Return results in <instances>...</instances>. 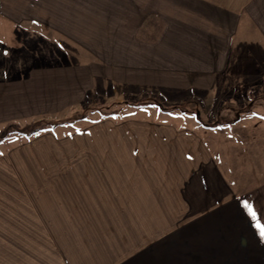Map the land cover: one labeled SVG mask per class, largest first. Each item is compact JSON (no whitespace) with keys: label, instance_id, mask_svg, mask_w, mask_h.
<instances>
[{"label":"crops","instance_id":"1","mask_svg":"<svg viewBox=\"0 0 264 264\" xmlns=\"http://www.w3.org/2000/svg\"><path fill=\"white\" fill-rule=\"evenodd\" d=\"M36 38L82 53L14 56ZM232 78L264 81V0H0V129L66 113L100 82L196 98ZM130 108L0 151V264H264L262 136L254 171L240 157L233 172L202 132L217 128Z\"/></svg>","mask_w":264,"mask_h":264},{"label":"rangeland","instance_id":"2","mask_svg":"<svg viewBox=\"0 0 264 264\" xmlns=\"http://www.w3.org/2000/svg\"><path fill=\"white\" fill-rule=\"evenodd\" d=\"M25 42V47L28 50L23 51V55L15 51L13 52L15 53L14 56L27 60H32L34 58L36 60L33 61L36 63L44 61L45 57L48 58V61L53 62V64L60 63L65 61L64 59L67 57V52L68 57L76 55L77 53H82L75 48V45L69 43L70 41L67 42L58 39L57 41H53L54 43L49 44V41L36 38L34 40H26ZM68 61L71 60L68 58ZM235 77L234 75L233 78ZM100 85L99 89H94L95 93L85 97L81 105L70 108L66 113L54 116H40L34 119L28 118L24 121L10 120L5 122L0 129V134L1 131L6 128V132H9L10 135L6 136V140L0 141V151L6 154L14 145L23 143V141H25L24 137L14 130L29 127L31 124L43 125L45 127L43 131H47L56 126V124L65 122L74 123L92 119L93 112L97 110L103 112L104 115L110 112L113 113V115L117 113L120 117L123 115V112L127 110L130 111V107H140L144 105H154L157 107L156 102H159L163 104L164 108L167 109L164 110L168 113L177 111L175 113L178 114L179 112L182 115L181 118L184 120L186 119L184 122L194 125L206 123L204 126L207 128H217L214 129L213 132H204V130L202 132L204 134L207 133V140H212V142H210L213 145L214 154H216L218 159H220L221 154L225 157L227 156V161L224 163L229 166V170L233 172H236L238 169L237 165L240 157L242 163H239L241 164L239 171L241 173L254 171L253 167L257 165V163L253 161L252 153L258 148V143L256 142L257 144L253 147L252 144L257 140H253L252 138L260 134L262 137L258 138H261V171L263 170L264 81L257 80L242 86V84L237 83L235 79L230 81L223 79V81L215 83L216 87L213 92L210 93L211 95L207 91H196L194 94L197 93L200 96L196 98L191 97L192 95H187V91L176 94L157 87H126L121 84L109 85V83L106 82H100ZM165 93L173 96L166 98L167 96L165 97L163 95ZM167 99L177 100V102L170 103ZM255 111L260 113L258 114ZM156 113H159L158 110ZM152 116L153 115L149 117ZM184 116L186 118H184ZM221 123L224 125L218 127ZM12 143L13 145H11ZM241 168H243V170H241ZM260 205L264 207L262 202H260Z\"/></svg>","mask_w":264,"mask_h":264},{"label":"trees","instance_id":"3","mask_svg":"<svg viewBox=\"0 0 264 264\" xmlns=\"http://www.w3.org/2000/svg\"><path fill=\"white\" fill-rule=\"evenodd\" d=\"M156 105L159 107V108H161L162 110H167L166 108H164V106H163V104H160L159 102H156ZM83 118V117H82ZM50 125V124H49ZM56 125H58V124H56ZM10 126H12V125H10ZM9 126V127H10ZM8 127V128H9ZM45 127L42 125V126H40V125H38V124H31V125H29V127H26V128H23V129H18V130H14L16 133H18V134H20V135H22L23 137H24V140H26V139H28L31 135H33V134H36V133H39V132H42L43 131V129H44ZM6 129V128H5ZM3 130V131H1V134H0V141L1 140H6L7 138H6V136H8V135H10V133L9 132H6V130Z\"/></svg>","mask_w":264,"mask_h":264},{"label":"snow or ice","instance_id":"4","mask_svg":"<svg viewBox=\"0 0 264 264\" xmlns=\"http://www.w3.org/2000/svg\"><path fill=\"white\" fill-rule=\"evenodd\" d=\"M4 54L7 55L6 52ZM243 207L247 209L248 214L254 219L256 213L253 211L252 207L247 203H245ZM254 227L257 229L258 235L260 236L261 240H264V226H261L260 224L257 223L254 224Z\"/></svg>","mask_w":264,"mask_h":264},{"label":"water","instance_id":"5","mask_svg":"<svg viewBox=\"0 0 264 264\" xmlns=\"http://www.w3.org/2000/svg\"><path fill=\"white\" fill-rule=\"evenodd\" d=\"M198 114V113H197Z\"/></svg>","mask_w":264,"mask_h":264}]
</instances>
